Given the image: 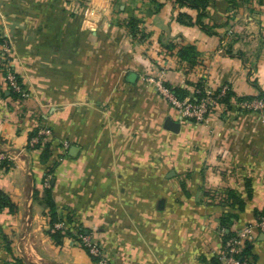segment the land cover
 I'll use <instances>...</instances> for the list:
<instances>
[{"label":"crops","instance_id":"1","mask_svg":"<svg viewBox=\"0 0 264 264\" xmlns=\"http://www.w3.org/2000/svg\"><path fill=\"white\" fill-rule=\"evenodd\" d=\"M150 75L233 96L196 124ZM256 97L264 0H0V264H95L82 234L110 264H218L264 212V112L239 104ZM247 243L264 264V233Z\"/></svg>","mask_w":264,"mask_h":264},{"label":"built area","instance_id":"2","mask_svg":"<svg viewBox=\"0 0 264 264\" xmlns=\"http://www.w3.org/2000/svg\"><path fill=\"white\" fill-rule=\"evenodd\" d=\"M8 80L12 87L17 91H23L21 84L18 82L14 74H8ZM147 80L154 84L158 92L165 98L173 107L177 108L182 117L193 121L196 124L203 123L207 120L208 114L213 110L214 106L226 96L230 90L228 84H224L218 89L205 84L199 88L197 93L203 91V95L192 99L190 96H178L170 86H168L161 76H147ZM247 110L264 112V99L252 98L250 100H241L239 102ZM43 134H50L49 129L42 131ZM38 137L34 141H38ZM9 155L0 150V166ZM48 184V182H47ZM56 227H61V224H56ZM264 233V212L255 220L245 225L239 232L234 235H229L225 239L224 251L218 255V264H252L249 256L243 254V248L247 242H253L258 233ZM81 242L89 248V251L94 256L98 257V264H110L108 259L103 255L101 248L93 241L90 235H80Z\"/></svg>","mask_w":264,"mask_h":264},{"label":"trees","instance_id":"3","mask_svg":"<svg viewBox=\"0 0 264 264\" xmlns=\"http://www.w3.org/2000/svg\"><path fill=\"white\" fill-rule=\"evenodd\" d=\"M182 2H185L187 0H180ZM128 26L131 27L133 33H136L137 30H136V22L134 19H131L129 22H128ZM187 51H192L191 48H182L178 53L180 56H184L185 54H187ZM17 80L18 82H20V78L17 77ZM168 85V84H167ZM170 86V85H168ZM171 87V86H170ZM200 88L203 87V84L201 83ZM172 90L180 97H183L180 95V93L173 87H171ZM203 95V91H201V93H197V97L200 98L201 96ZM233 96V92L231 90V87H230V90L227 92L226 96H224L220 101H225V102H230L231 100V97ZM36 134L38 133V130L35 131ZM44 145H46L45 148ZM35 147H42V157H43V161H47V159L50 157L51 155V150L49 149L48 145L47 144H44L43 141H42V138L39 140V142L37 144H35ZM14 165V162L11 160V159H8L6 158L3 163L1 164V168L5 169V170H10ZM37 196L40 197V193L37 192L36 193ZM6 198L2 197V194L0 193V200L1 202L4 201ZM41 201H43V203L46 205V207H48L50 210V217H51V223L52 225H54V222L58 219V215H57V212L55 210V207H54V202L52 201L51 199V190H50V187L47 186L44 188L43 192H42V196L40 197ZM69 234H71V232H69ZM73 234V233H72ZM53 235V238L57 241V242H61L62 240V236L63 234L61 233V231L57 230ZM229 236V235H228ZM81 240V239H80ZM84 245V244H83ZM85 248L89 249L86 245H84ZM248 253L250 252V244L247 243V245L244 246V249H243V254L244 253ZM92 258H93V261L95 264H98V257L94 256L92 254ZM253 264V263H252Z\"/></svg>","mask_w":264,"mask_h":264},{"label":"water","instance_id":"4","mask_svg":"<svg viewBox=\"0 0 264 264\" xmlns=\"http://www.w3.org/2000/svg\"><path fill=\"white\" fill-rule=\"evenodd\" d=\"M165 126H166L168 129H171V130H173V131H179L180 123L175 122V121L172 120L171 118H168V119L166 120Z\"/></svg>","mask_w":264,"mask_h":264}]
</instances>
